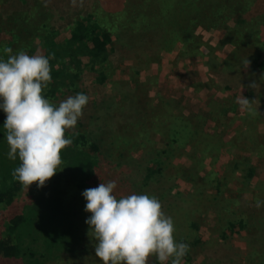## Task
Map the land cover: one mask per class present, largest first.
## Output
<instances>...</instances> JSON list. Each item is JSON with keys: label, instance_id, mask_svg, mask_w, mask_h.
I'll list each match as a JSON object with an SVG mask.
<instances>
[{"label": "rangeland", "instance_id": "obj_1", "mask_svg": "<svg viewBox=\"0 0 264 264\" xmlns=\"http://www.w3.org/2000/svg\"><path fill=\"white\" fill-rule=\"evenodd\" d=\"M10 1L0 0V45L9 38L6 33L8 13L3 9L7 8ZM73 1L88 5L90 10L96 11L99 8L100 15L105 18V13L108 16L112 14L110 4L118 0H67V3L72 4ZM199 1L217 5L232 3V0ZM253 1L257 9L254 7L253 12L256 10L264 13V0ZM159 3L160 0H125L118 7L132 11L135 6L151 13V4ZM110 18L117 22L115 15ZM62 24L63 22L59 21L55 26L60 33L55 38L57 43H64L68 38ZM233 26L234 23L230 22L224 29L219 28L205 35L210 43L217 47L213 57L217 61H227L233 53L245 47L236 49L226 40ZM252 31H255L253 27ZM223 41L225 45L219 46L218 43ZM180 46L176 45V49L171 53H163L159 66H142V71L137 75L136 61L120 63L115 67L106 86L102 88L103 96L100 95L98 105L102 104L99 108L93 106L97 95L89 94L88 106L84 108L77 125L74 129L65 130V137L71 138L73 143L61 150L62 162L58 172L43 187H37L35 183L28 188L22 185L21 191L10 205H0V238L7 233V226L12 218L20 215L25 220L22 228L11 236L13 243L20 245V256L13 260L0 257V264H101L95 255L96 241L89 234V226L85 223L91 214L85 212L86 201L82 196L84 190L95 188L99 184L92 185L93 177L85 188L76 185V178L69 165L77 158L71 151L76 146V134L96 133L111 142L110 137L114 132L123 129L128 131L127 135L134 137L132 145L121 153L114 150L113 152L118 154H114L111 160L106 159L108 162H102L105 166L109 162L122 163V166L115 169L119 171L115 175L121 177V182L117 183L114 190L117 198L127 194H139L146 175L142 164L146 161L145 157L150 152H161L164 148L160 135L152 133V127L149 126L157 117V108L168 101L171 102L170 107L174 113L180 112L191 118L202 117L210 120L203 129L210 135L221 136L230 145V150L236 153L237 158H248L259 169L257 176L250 183H243L239 178L241 174L236 170L232 172V168L225 169L230 183L223 189V197L214 198L216 192L197 189L198 185L195 189L193 184L183 178L180 167H189L190 160L186 156L179 158V149L174 152L178 158L168 160L164 156L161 157L162 162L167 165L163 178L155 177L158 180L150 183L143 192L158 198L163 213L173 219L176 242L189 245V252L183 258L182 264H264V204L257 207L258 201H264V168L260 166L264 163V154L262 158H258L256 155L261 154L252 152L248 147L253 141L248 138H253L255 132L261 135L264 142V74H252L249 65L247 70L244 66L241 67V74L232 76L227 73H234L236 70L232 63L227 62L228 68L225 72L224 67L215 66L214 62L206 57L178 61L176 56ZM33 47L36 50L34 53L20 48L14 55L20 51L29 55H44L37 38L33 39ZM136 80L146 83L145 87L147 86L142 93L144 110L138 109L137 100L135 101L133 96ZM252 82L258 83L259 86L248 87ZM92 84L93 79L85 77L83 91L86 92ZM69 85L67 87L72 89V92L76 90ZM227 86L231 87V90L225 88ZM102 89H99V93ZM61 93L48 100L58 105L71 95L69 91L67 94L63 93L64 95ZM241 94L250 101L256 100L253 105L256 110L254 114L241 110L237 103ZM135 112L145 117V125H137L136 119L128 116ZM253 116L260 120L254 122ZM160 118L158 116V119ZM6 136L0 138V170L4 167L14 170L21 161L18 156L16 160L8 158L10 148ZM108 142L107 144L110 143ZM182 147L184 146H179ZM100 167L101 170L104 168ZM198 173L200 176L204 174L200 171ZM157 181L159 182L155 183ZM147 264L160 262L153 255L149 257Z\"/></svg>", "mask_w": 264, "mask_h": 264}, {"label": "trees", "instance_id": "obj_2", "mask_svg": "<svg viewBox=\"0 0 264 264\" xmlns=\"http://www.w3.org/2000/svg\"><path fill=\"white\" fill-rule=\"evenodd\" d=\"M123 1L125 0L110 4L112 5L110 16L115 15L118 18L115 22L107 13L105 18H102L99 8L96 11L90 10V7L84 3L73 1L72 4H68L67 0H58L57 3H51L50 0H11L7 8L3 9L8 13L6 33L9 38L0 45V57L7 60L9 55H14L20 48L34 53L36 50L33 47V39L37 38L44 56L49 58L51 68L52 80L43 90L44 97L50 99L61 93L63 89L66 91H63L62 95L67 94L68 91L70 96L78 93L89 96L93 93L97 95L93 105L96 108L102 104L98 105L103 96L102 88L106 86L115 67L117 68L120 63L136 61L137 75L142 71V66H159L163 53H171L178 44L181 45L176 56L178 61L206 57L214 62L215 66L224 67L225 72L228 68L227 62H230L236 70L234 73L231 71L227 73L233 76V74H241L243 61L248 58L252 74H264V13L256 11L253 0H232V3L218 5L202 3L199 0L179 2L160 0L159 5L151 4L153 8L151 13L135 6L132 11L121 9L118 5ZM254 7L256 10L253 12ZM59 21L63 22L62 26L68 33L64 43H57L55 40L56 36L60 35L59 30L55 28ZM230 22L234 23V26L226 40L236 49H241L240 46L245 47L233 53L227 61H217L213 58L217 47H214L215 44L210 43L205 35L219 28L224 29ZM252 27L253 30L255 29L254 32ZM218 45L222 47L225 42H220ZM7 49H12V52L8 53ZM85 77L93 79L92 86L88 87L86 92L83 91ZM68 84L76 90L72 92V89L67 87ZM145 85L146 83L135 81L133 96L140 110L144 107L141 101L144 100L142 93L147 87ZM225 88L231 90V87ZM99 89H102L101 93ZM170 103V101L162 103L157 108V117L149 126L152 127V133L160 135L164 148L161 152H150L145 157L146 161L142 164L146 175L143 179L144 184L140 188L141 193L137 190L139 194H144L143 190L150 183L163 178L167 170L166 162L161 160L163 156L168 160L188 157L190 166L180 167L183 178L193 184L195 189L198 185L197 189L216 192L214 198L223 197V189L230 183L225 169L232 168V172L236 170L241 174L239 178L243 183H250L257 176L259 169L248 158H237L236 153L230 150V145L221 136L210 135L203 129L210 120L207 121L202 117L191 118L180 112L174 113ZM94 111L96 112V109ZM128 116L134 117L137 125H145V117L137 112ZM158 116L161 118L158 119ZM5 119V113L0 111V138L7 135V130L3 126ZM259 120L258 117L253 116L254 122ZM128 133L124 129L114 132L110 137L112 143L96 133L76 134L74 139L76 146L74 145L71 151L77 158L73 164L69 163L76 178V185L85 188L93 177L92 185L109 181H115L117 184L121 177L115 175L119 172L115 169L122 166V163L109 162V165L105 166L102 161L111 160L114 154L124 152L129 145H132L134 137L128 136ZM252 139L248 147L252 152L261 154L256 157L262 158L264 143L261 135L255 132L253 138H248V140ZM113 145L117 147L114 148ZM180 145L184 147L179 148ZM176 149L181 152L178 157L174 155ZM114 150L118 153H114ZM263 164L261 167L264 168ZM100 166L105 170L104 168L101 170ZM4 168L0 170V205H10L21 191L22 184L13 176L14 170L9 167V169ZM199 171L204 172L203 176L199 175ZM24 221L20 215L10 220L7 233L0 238L1 258L13 260L20 256V245H15L11 236L22 228Z\"/></svg>", "mask_w": 264, "mask_h": 264}, {"label": "clouds", "instance_id": "obj_3", "mask_svg": "<svg viewBox=\"0 0 264 264\" xmlns=\"http://www.w3.org/2000/svg\"><path fill=\"white\" fill-rule=\"evenodd\" d=\"M243 64L247 70L248 58ZM50 72L49 58L42 54L20 51L7 60L0 58V111L6 115L8 158L18 156L21 163L13 176L27 188L34 183L43 187L58 172L61 150L73 143L65 130L75 128L89 102L84 93L68 96L58 105L50 102L43 95L52 80ZM237 103L250 114L256 111L255 99L241 94ZM116 188L115 181L102 182L82 193L85 212L91 214L85 223L101 264H147L153 255L160 264H182L189 245L176 242L174 221L163 213L159 199L146 194L117 198ZM261 204L264 201H258L257 207Z\"/></svg>", "mask_w": 264, "mask_h": 264}, {"label": "crops", "instance_id": "obj_4", "mask_svg": "<svg viewBox=\"0 0 264 264\" xmlns=\"http://www.w3.org/2000/svg\"><path fill=\"white\" fill-rule=\"evenodd\" d=\"M262 142H263V140H262ZM263 143H264V142H263ZM261 165H262V164H261ZM261 165H260V166H261Z\"/></svg>", "mask_w": 264, "mask_h": 264}]
</instances>
